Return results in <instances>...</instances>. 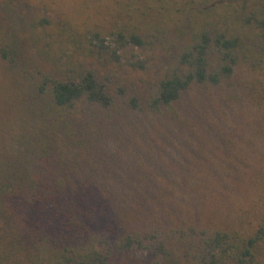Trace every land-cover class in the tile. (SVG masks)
Listing matches in <instances>:
<instances>
[{
    "label": "trees",
    "instance_id": "trees-1",
    "mask_svg": "<svg viewBox=\"0 0 264 264\" xmlns=\"http://www.w3.org/2000/svg\"><path fill=\"white\" fill-rule=\"evenodd\" d=\"M69 2L6 0L10 12L37 14L0 43L18 86L17 128L1 144L0 264H117L121 255L133 256L121 264H264V214L246 228L242 220L134 227L132 203L106 185L110 172L96 162L87 178L83 168L92 164L84 154L99 150L86 118L110 107L116 69L152 61H132L134 50L173 52L146 100L157 116L175 115L194 89L231 90L264 109V0ZM236 68L246 73L234 84Z\"/></svg>",
    "mask_w": 264,
    "mask_h": 264
},
{
    "label": "rangeland",
    "instance_id": "rangeland-1",
    "mask_svg": "<svg viewBox=\"0 0 264 264\" xmlns=\"http://www.w3.org/2000/svg\"><path fill=\"white\" fill-rule=\"evenodd\" d=\"M69 1L63 0L67 6ZM10 11L0 0V43L14 34L16 21L19 33L37 14L22 6ZM155 50H134L132 61H152L144 70L116 69L108 89L110 107L101 109L98 119L86 118L92 124L86 132L94 135L90 140L99 142V150L91 147L84 154L92 162L83 166L85 177L94 175L96 162L99 170L110 172L106 185L124 191L119 202L132 203L134 227L186 222L209 230L235 220H242L244 228L255 225L264 214V109L231 90L215 95L194 89L174 104L175 115H155L146 100L173 56L172 50ZM244 73L236 68L232 82H241ZM16 75L0 57V155L1 144L15 134L11 127L17 128L11 124L18 123ZM132 257L121 255L115 263Z\"/></svg>",
    "mask_w": 264,
    "mask_h": 264
}]
</instances>
